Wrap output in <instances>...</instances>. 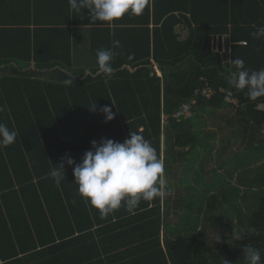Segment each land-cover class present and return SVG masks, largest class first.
Returning <instances> with one entry per match:
<instances>
[{
	"label": "trees",
	"instance_id": "1",
	"mask_svg": "<svg viewBox=\"0 0 264 264\" xmlns=\"http://www.w3.org/2000/svg\"><path fill=\"white\" fill-rule=\"evenodd\" d=\"M87 14L71 10L68 0H0V123L18 133L0 148V264H245L246 245L264 261V163L245 184L241 204L224 196L223 207L213 196L204 212L203 197H185L173 206L184 211L178 218L166 193L132 213L121 207L101 218L78 194L74 165L65 163L59 186L49 175L66 154L79 163L91 141L122 143L131 131L160 160L163 134L176 148L194 147L192 116L201 105L227 106L246 127L263 129L264 96L250 100L227 78L234 58L264 68V38L250 36L264 26V0H150L141 15L112 24ZM178 26L187 28L183 42ZM81 28L95 60L90 69L72 66L73 31ZM213 37L229 38V59L209 48ZM101 48L118 53L111 78L96 75ZM65 71L75 75L73 86L63 84ZM206 86L215 91L210 99L195 95ZM227 92L235 106L225 101ZM193 99L191 116L177 120ZM105 106L115 114L107 123ZM162 162L166 178L170 165ZM228 229L247 235L228 243Z\"/></svg>",
	"mask_w": 264,
	"mask_h": 264
},
{
	"label": "clouds",
	"instance_id": "2",
	"mask_svg": "<svg viewBox=\"0 0 264 264\" xmlns=\"http://www.w3.org/2000/svg\"><path fill=\"white\" fill-rule=\"evenodd\" d=\"M68 3L70 9L76 13L87 10L92 22L112 24L125 14L141 15L150 0H68ZM250 36L264 38V26L258 27ZM119 47L120 42L113 41V48ZM113 48L97 50L96 75L111 78L114 74L112 61L118 53ZM232 65L235 70L227 78L231 87L237 91L246 89L245 94L253 101L264 96V68L248 69L240 58H234ZM64 74L66 78L63 84L73 86L75 75L71 71H65ZM91 109L95 111V106ZM100 111L105 117V123L114 119L115 114L111 107L105 106ZM17 134V131L0 123V148L12 145ZM65 163L68 166L74 165L73 176L74 183L78 186V194L91 209L99 212L101 218H106L121 207L132 213L141 201H151L166 193L167 181L163 162L158 158L156 149L138 132L131 131L129 138L122 143L107 138H102L99 142L91 141V149L84 153L79 163L68 154L62 158L60 164L52 163L49 175L57 186L65 180ZM246 235L245 229L233 230L228 243L240 241ZM243 257L245 264H264L260 250L253 246L243 247Z\"/></svg>",
	"mask_w": 264,
	"mask_h": 264
},
{
	"label": "crops",
	"instance_id": "3",
	"mask_svg": "<svg viewBox=\"0 0 264 264\" xmlns=\"http://www.w3.org/2000/svg\"><path fill=\"white\" fill-rule=\"evenodd\" d=\"M73 33L72 66L83 69L95 67V60L89 51L88 31L81 28L74 29ZM215 38V47H210L229 59V38ZM154 69L156 75L161 77L156 65ZM49 73L43 75L47 77ZM192 119L196 142L194 147L176 148L169 135H162L161 161L166 157L170 165L165 178L170 190L165 196L172 203L170 211L173 218H178L184 212L173 206L176 202L181 203L185 197H203L204 212L207 210V199L213 196L220 197L223 207H226L227 198L241 204L245 184L248 185L258 176L257 170L264 163V140H261L264 128L246 127L242 118L236 117V113L227 106L212 108L201 105L193 113ZM249 156H255V159L246 161ZM246 171L247 179L243 177ZM233 220L234 223L237 221L236 213ZM232 232L228 230L226 233Z\"/></svg>",
	"mask_w": 264,
	"mask_h": 264
},
{
	"label": "built area",
	"instance_id": "4",
	"mask_svg": "<svg viewBox=\"0 0 264 264\" xmlns=\"http://www.w3.org/2000/svg\"><path fill=\"white\" fill-rule=\"evenodd\" d=\"M176 35H177V39L179 41L181 40H185L186 36H187V28L185 26H178L176 28ZM221 93H224L223 89H220ZM215 94V91L206 86L204 88H202L201 90H198L195 95L196 96H201L203 98L206 99H210L213 95ZM225 101L232 106H235L237 104V101L233 98L232 94L230 92L226 93V97H225ZM196 104V100L193 99L191 102L189 103H184L181 105L180 109L175 113L174 117L177 120L180 119H188L191 116V106Z\"/></svg>",
	"mask_w": 264,
	"mask_h": 264
},
{
	"label": "water",
	"instance_id": "5",
	"mask_svg": "<svg viewBox=\"0 0 264 264\" xmlns=\"http://www.w3.org/2000/svg\"><path fill=\"white\" fill-rule=\"evenodd\" d=\"M218 39H219V38H218ZM215 40H216L215 37H213V38L211 39V42H209V48H210L211 45L213 46V48L215 47Z\"/></svg>",
	"mask_w": 264,
	"mask_h": 264
},
{
	"label": "rangeland",
	"instance_id": "6",
	"mask_svg": "<svg viewBox=\"0 0 264 264\" xmlns=\"http://www.w3.org/2000/svg\"><path fill=\"white\" fill-rule=\"evenodd\" d=\"M86 50H87V48H86ZM251 158H253V160H254V159H255V156H249V157H247V158H246V161L251 160ZM246 161L243 159L244 164H245ZM228 230H229V229H228ZM173 237L176 238V236H173Z\"/></svg>",
	"mask_w": 264,
	"mask_h": 264
}]
</instances>
